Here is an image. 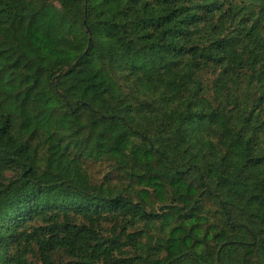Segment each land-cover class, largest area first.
<instances>
[{
  "label": "clouds",
  "instance_id": "1",
  "mask_svg": "<svg viewBox=\"0 0 264 264\" xmlns=\"http://www.w3.org/2000/svg\"><path fill=\"white\" fill-rule=\"evenodd\" d=\"M60 2L64 11L55 24L41 21L59 45L34 53L45 73L43 90L23 103L22 98H7V93L0 96V129L11 120L10 136L19 135L21 121H32L41 138L50 128L59 133L49 141L57 145L51 151L25 145L17 152V145L0 131V264H8L9 258L15 264H46L41 255L47 264H62V254L80 264H154L158 257H149L133 234L142 226L140 216L167 214L168 209L153 204L154 196L144 195L150 191L146 178L195 165L206 175L205 186L215 190L217 177L246 174L257 155L264 156V132L257 143V137L241 132L242 125L234 119L225 138L216 116L246 115L264 95V80L249 83L244 75H223L226 65L221 64L203 80L197 73L193 83L173 91L166 79L152 76L151 66L126 51L131 26L125 33L123 20L115 25L105 17L108 24L102 28L101 17L91 11L92 0ZM41 5L42 0L35 7ZM238 7L243 8L241 15L251 18L240 28L246 32L255 23L253 43L264 42V0H244ZM148 14L137 5L128 20L135 24ZM257 51L264 56V48ZM87 84L93 87L85 92ZM50 96L57 100L55 105L45 103ZM53 107L51 120L35 116ZM260 111L264 118V102ZM30 133L28 129L23 139ZM64 144L70 146L61 156ZM237 144L244 146L238 155ZM260 173L264 178V163ZM42 207L56 211L30 219ZM230 238L251 239L247 234ZM69 250L74 255L67 256ZM201 253L199 260L219 264L203 249ZM225 254L235 257L236 264H264V236L250 255L239 246L225 249Z\"/></svg>",
  "mask_w": 264,
  "mask_h": 264
},
{
  "label": "trees",
  "instance_id": "2",
  "mask_svg": "<svg viewBox=\"0 0 264 264\" xmlns=\"http://www.w3.org/2000/svg\"><path fill=\"white\" fill-rule=\"evenodd\" d=\"M38 2L41 0H0V96L7 93V98H22V103L43 90L45 73L42 72V65L37 64L34 53L59 45L53 31L45 28L41 21L55 24L64 11V5L60 0H42L41 7L36 8ZM243 3L244 0H92L91 11L101 17L99 23L102 28L108 24L105 17L111 18L115 25L123 20L122 30L125 33L127 26H131L133 34L132 39L125 42L126 51L134 59L151 66L152 76L157 80L166 79L175 91L193 83L197 73L203 80L209 73L216 72L215 66L221 64L226 65L223 75H244L249 83L264 80V63L261 62L264 56L257 51L264 48V42L255 39L253 43L258 28L255 23L246 32L240 28L241 24L247 25L251 20L241 15L243 8L238 4ZM137 5H142V10L149 14L133 24L128 17L133 15ZM44 59L40 57V60ZM201 68L203 72H200ZM219 79V76L216 77V80ZM92 87V84H87L85 92ZM261 87L264 88V84ZM261 102H264V95L240 118L228 117L223 112L217 114L216 120L224 127L222 134L225 138L231 134L229 121L235 119L242 125L241 132L252 133L259 143V133L264 132ZM45 103L55 105L57 100L50 96ZM84 103L87 104V101ZM55 112L53 107L52 111H37L35 116L51 120ZM32 123L21 121L16 137L9 135L14 126L11 120L0 131L17 145V152L25 145L29 149L36 145L41 152L57 147L56 144H49L59 135L57 131L50 128L48 135L41 138L40 131ZM28 129L31 133L24 140ZM76 131L78 133L80 129ZM88 135L91 137L92 133ZM59 139L62 141L63 136ZM69 146L63 145L61 156ZM242 147L241 144L236 145V155ZM262 163L264 156L257 155L255 164L243 176L237 173L224 180L217 177L215 190L205 186L206 175L195 165L170 170L167 174L153 173L146 178L150 191H145L144 195L149 199L154 196L153 204L168 211L167 214L151 212L140 216L138 223L142 226L135 229L133 239L141 243L149 257H158L154 264H207L206 260L198 259L202 255L201 249L214 256L219 264H236L235 257L229 258L225 249L239 246L250 255L260 237L264 236ZM208 171L211 172V169ZM160 199H165L167 203L158 204ZM55 211L51 207H42L35 210L30 219L45 218L46 213ZM241 234H247L251 239L230 238ZM72 255L74 252L69 250L67 256ZM40 259L47 264V257L41 255ZM60 260L62 264H80L65 260L63 254ZM8 264H15V259L9 258ZM25 264L31 262L26 261ZM249 264L253 262L249 261Z\"/></svg>",
  "mask_w": 264,
  "mask_h": 264
}]
</instances>
